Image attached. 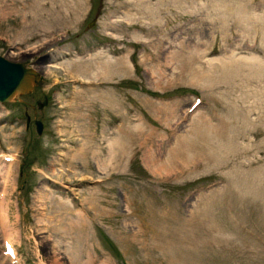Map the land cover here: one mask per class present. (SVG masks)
I'll list each match as a JSON object with an SVG mask.
<instances>
[{"label": "rangeland", "instance_id": "1", "mask_svg": "<svg viewBox=\"0 0 264 264\" xmlns=\"http://www.w3.org/2000/svg\"><path fill=\"white\" fill-rule=\"evenodd\" d=\"M212 1L264 4L0 0V56L41 75L0 102V264H264V78L208 64L264 30L185 9Z\"/></svg>", "mask_w": 264, "mask_h": 264}, {"label": "bare ground", "instance_id": "2", "mask_svg": "<svg viewBox=\"0 0 264 264\" xmlns=\"http://www.w3.org/2000/svg\"><path fill=\"white\" fill-rule=\"evenodd\" d=\"M23 3H24L23 11H26L27 5H26L25 2H23ZM192 4L193 5L186 6L185 9L186 10H188L189 8L192 9V11L190 13H194V14L202 13V15H204V17H206V18H211V19H214V20L221 19V21L225 20L228 23L225 22V26L224 25L221 26L222 28L229 27L228 26L229 21H234V24H236V25L240 24L239 27L241 28V26H242L243 29L244 28H246V29L249 28V26H247V25H250V29H251V27L253 25V32H257L260 29L264 30V4H261L258 7V8H262V12L263 13L262 12L261 13H255L256 10H255V8H253L254 4H250L248 2L247 3H239V2L228 3V2H219V1L213 2L212 1L211 4H206V3L205 4H203V3H196V4L192 3ZM171 5H173V7H174L173 3H171ZM131 7L135 8V9H132V10H136L137 9V12H140V13L142 12L143 14L151 13V15L158 8L155 5L154 6L151 5L150 2L144 3V4L142 2L141 3H137V4L132 5ZM127 12L129 14V10ZM261 35L264 36V31H262ZM238 37H240V35ZM152 41L154 42V40H152ZM152 41H150V43H152ZM230 44H232V43H230ZM260 49H262L264 51V40H263V45L260 46ZM263 54H264V52H263ZM232 55L229 56L228 58L226 57L225 59L220 61L219 65L217 64L216 67L213 66L214 63H212V61L211 62L209 61L208 64L210 66V73H215L217 71L220 72L221 70L224 71V70H227V69H232L235 72L234 75H235L236 83H232L233 85H235V87H237L238 85L241 87V84H242V81H243V80H241V83L239 84V82H238L239 81L238 80V74L240 76L239 78H241V75L244 76L245 75L244 73H246V74L250 73L251 75H256V77L258 76V78L260 76H263V78H264V60H262L261 57L253 56V57H251L249 59H241V58L233 57L234 55L233 56ZM97 64H98L97 67L98 68H102V69L112 67V64L110 65V63L108 61H105V62H102V63L100 62V63H97ZM117 66L119 68H121V69H126V65H125L124 61H122V59L118 61ZM206 72H207V74H209V71H206ZM224 73H225V71H224ZM230 73L231 72H229V74ZM232 75H233V73H232ZM229 82H231V81H229ZM246 92L247 91H245L244 94H246ZM232 104L234 105V103H232ZM237 107H238V105H237ZM238 109L239 108H237V110ZM249 110H250V108H249ZM244 112L245 111H243V113ZM246 112H245V114H246ZM249 112H247V114H249ZM170 113H173V111H171ZM232 113H234V111ZM247 114H246V116H247ZM236 118H237V116H236ZM248 119H250V117H248ZM249 121H250V123H252V120H249ZM0 201H1L0 202V206L2 207V200H0ZM8 237H6L4 239V243H6L7 245L12 244V241H10L8 239ZM13 254H14V249H13Z\"/></svg>", "mask_w": 264, "mask_h": 264}, {"label": "water", "instance_id": "3", "mask_svg": "<svg viewBox=\"0 0 264 264\" xmlns=\"http://www.w3.org/2000/svg\"><path fill=\"white\" fill-rule=\"evenodd\" d=\"M40 80L41 75L34 69L0 56V102H8L18 95L30 93L39 84ZM39 107H41V104ZM33 109L35 110V107ZM28 124L29 118H27ZM34 124L36 131L41 133L42 122L35 118Z\"/></svg>", "mask_w": 264, "mask_h": 264}, {"label": "flooded vegetation", "instance_id": "4", "mask_svg": "<svg viewBox=\"0 0 264 264\" xmlns=\"http://www.w3.org/2000/svg\"><path fill=\"white\" fill-rule=\"evenodd\" d=\"M29 124H30V122H29Z\"/></svg>", "mask_w": 264, "mask_h": 264}]
</instances>
